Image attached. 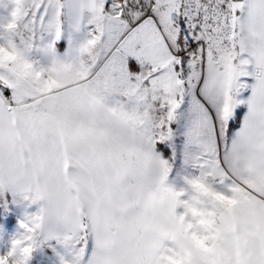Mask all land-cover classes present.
Wrapping results in <instances>:
<instances>
[{
    "label": "snow or ice",
    "instance_id": "1",
    "mask_svg": "<svg viewBox=\"0 0 264 264\" xmlns=\"http://www.w3.org/2000/svg\"><path fill=\"white\" fill-rule=\"evenodd\" d=\"M264 264V0H0V264Z\"/></svg>",
    "mask_w": 264,
    "mask_h": 264
},
{
    "label": "rangeland",
    "instance_id": "2",
    "mask_svg": "<svg viewBox=\"0 0 264 264\" xmlns=\"http://www.w3.org/2000/svg\"><path fill=\"white\" fill-rule=\"evenodd\" d=\"M36 260L38 264H54L56 257L54 255H44L42 253H37Z\"/></svg>",
    "mask_w": 264,
    "mask_h": 264
}]
</instances>
